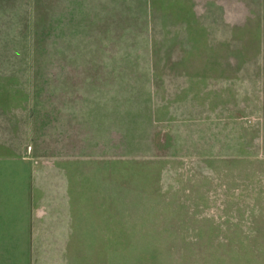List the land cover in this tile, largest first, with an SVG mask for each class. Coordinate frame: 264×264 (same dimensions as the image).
<instances>
[{
    "label": "rangeland",
    "instance_id": "374dc122",
    "mask_svg": "<svg viewBox=\"0 0 264 264\" xmlns=\"http://www.w3.org/2000/svg\"><path fill=\"white\" fill-rule=\"evenodd\" d=\"M212 26L215 54L222 53L225 38L226 53L232 46L233 53L264 55V0H0L1 78L17 76V85L31 92L23 106L0 110V136L24 154L64 152L60 135L67 110L59 105L75 101L77 93L56 90L61 61L49 55L106 54L135 61L125 80L132 83L127 97L133 106L136 95L158 101L157 89L142 72L148 70L146 55H166L165 63L154 64L161 73L153 81H160L169 102L181 82L173 75L174 56L198 45L194 53L205 55L207 27ZM133 111L137 114L138 108ZM86 126L91 140V126ZM154 131L155 148L146 150L154 152H115L116 176L106 163L115 150L103 154L87 148L84 250H65L62 240L38 239L47 248L0 250V264L264 263L259 254L264 227L259 232L249 222L256 208L251 201L245 205L242 186L211 174L207 188L196 189L193 173L196 167L205 169V163H196L194 154L158 149V132L163 143L169 137L163 122H155Z\"/></svg>",
    "mask_w": 264,
    "mask_h": 264
},
{
    "label": "crops",
    "instance_id": "0c3cea01",
    "mask_svg": "<svg viewBox=\"0 0 264 264\" xmlns=\"http://www.w3.org/2000/svg\"><path fill=\"white\" fill-rule=\"evenodd\" d=\"M207 29L205 55L194 53L198 45L174 56L173 75L181 82L177 87L175 84L169 102L162 96L160 81L157 85L153 81L154 75L161 73L154 64L165 63L166 55L145 56L149 65L142 73L159 96L157 102H151L148 96L136 95L135 106L127 97L131 95L127 86L132 83L125 82L127 74H133L135 61L106 54L48 56L61 61L56 90L68 88L77 93L75 101L56 103L67 110L60 135L64 152L24 154L0 136V250L47 248L40 239L62 240L60 247L65 250H84L87 148L103 154L115 150V156L106 162L110 172L105 166L103 174L116 176L119 158L115 152H154L146 150L155 148V122L164 123L163 134L169 137L163 143L162 132H158V149L194 154L196 163H205V169L196 167L193 173L194 187L204 191L211 174H221L230 183L236 180L243 188L245 205L251 201L256 208L249 222L263 232L264 55L233 53L236 47L232 46V53H226L225 38L219 45L222 53L215 54L214 46L218 45L213 42L214 33L210 34L213 26ZM123 63L129 65H120ZM16 78L5 76L2 80L0 75L3 113L23 106L31 93L19 87ZM248 116L255 118L247 121ZM87 122L91 140L86 138ZM255 248L259 249L258 245ZM259 254L264 255V247Z\"/></svg>",
    "mask_w": 264,
    "mask_h": 264
},
{
    "label": "built area",
    "instance_id": "2783aa9c",
    "mask_svg": "<svg viewBox=\"0 0 264 264\" xmlns=\"http://www.w3.org/2000/svg\"><path fill=\"white\" fill-rule=\"evenodd\" d=\"M217 205H221L220 203H217Z\"/></svg>",
    "mask_w": 264,
    "mask_h": 264
},
{
    "label": "trees",
    "instance_id": "16d2710c",
    "mask_svg": "<svg viewBox=\"0 0 264 264\" xmlns=\"http://www.w3.org/2000/svg\"><path fill=\"white\" fill-rule=\"evenodd\" d=\"M64 53H61L60 55H63ZM54 55V54H53Z\"/></svg>",
    "mask_w": 264,
    "mask_h": 264
}]
</instances>
